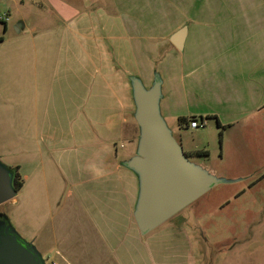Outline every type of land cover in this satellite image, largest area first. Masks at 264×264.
Here are the masks:
<instances>
[{"label": "crops", "instance_id": "obj_1", "mask_svg": "<svg viewBox=\"0 0 264 264\" xmlns=\"http://www.w3.org/2000/svg\"><path fill=\"white\" fill-rule=\"evenodd\" d=\"M0 38L5 224L50 264H197L181 222L138 227L133 79L188 157L191 117L263 129L264 0H0Z\"/></svg>", "mask_w": 264, "mask_h": 264}, {"label": "rangeland", "instance_id": "obj_2", "mask_svg": "<svg viewBox=\"0 0 264 264\" xmlns=\"http://www.w3.org/2000/svg\"><path fill=\"white\" fill-rule=\"evenodd\" d=\"M186 136L207 149L187 159L206 160L217 180L171 220L184 224L197 264H245L251 254L257 263L264 253V128L219 131L209 125ZM43 261L50 264V254Z\"/></svg>", "mask_w": 264, "mask_h": 264}, {"label": "water", "instance_id": "obj_3", "mask_svg": "<svg viewBox=\"0 0 264 264\" xmlns=\"http://www.w3.org/2000/svg\"><path fill=\"white\" fill-rule=\"evenodd\" d=\"M133 90L139 137L136 154L127 166L139 176L136 216L141 233H146L204 194L217 177L191 163L166 127L158 111L159 81L155 78L145 88L133 79ZM15 194L10 171L0 164V205ZM0 223V264H44L29 243L4 221Z\"/></svg>", "mask_w": 264, "mask_h": 264}, {"label": "trees", "instance_id": "obj_4", "mask_svg": "<svg viewBox=\"0 0 264 264\" xmlns=\"http://www.w3.org/2000/svg\"><path fill=\"white\" fill-rule=\"evenodd\" d=\"M0 40H1V38H0ZM191 118H193V117H191ZM199 152L200 151H197L196 153H199ZM9 171H10V175H11V186L17 192V191H19V189L22 186L23 179L20 176V174L18 173L16 167H11ZM0 219H1L0 221H4L2 216H0Z\"/></svg>", "mask_w": 264, "mask_h": 264}, {"label": "built area", "instance_id": "obj_5", "mask_svg": "<svg viewBox=\"0 0 264 264\" xmlns=\"http://www.w3.org/2000/svg\"><path fill=\"white\" fill-rule=\"evenodd\" d=\"M188 126L192 129L204 128L206 126V122L204 119L191 118L189 120ZM51 264H57V263H51Z\"/></svg>", "mask_w": 264, "mask_h": 264}, {"label": "flooded vegetation", "instance_id": "obj_6", "mask_svg": "<svg viewBox=\"0 0 264 264\" xmlns=\"http://www.w3.org/2000/svg\"><path fill=\"white\" fill-rule=\"evenodd\" d=\"M1 220V219H0ZM3 226V224L2 223H0V228Z\"/></svg>", "mask_w": 264, "mask_h": 264}]
</instances>
